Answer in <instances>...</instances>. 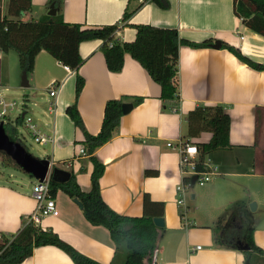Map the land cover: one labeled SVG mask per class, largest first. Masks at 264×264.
Wrapping results in <instances>:
<instances>
[{
	"label": "crops",
	"instance_id": "crops-1",
	"mask_svg": "<svg viewBox=\"0 0 264 264\" xmlns=\"http://www.w3.org/2000/svg\"><path fill=\"white\" fill-rule=\"evenodd\" d=\"M49 1L32 0L31 9L20 18L31 20L44 14H55L56 8ZM168 1V8L152 1L144 2L127 24L116 32L115 38L134 41L135 25L151 24L178 29L181 37L195 42L212 39L207 47H180L179 112L164 108L160 84L130 54L125 55L122 70L113 72L101 51L102 40H85L80 44L84 62L78 72L84 77L85 85L78 107L88 132L97 134L100 131L104 107L109 99L123 98L124 102L133 103L136 97L144 98L122 116L118 133L96 151L97 157L106 165L100 179L102 196L112 209L128 216L144 215L145 194L156 202L153 209L158 210L163 203L165 224L162 227L165 228L158 241L154 264H244L243 251L246 250L239 246H220L216 244L215 236L220 233L223 238L229 235L231 239L229 228L234 226L237 213L244 222L242 231L254 227L255 242L264 249V218L257 215L261 206L259 195L264 188V69L242 61L224 48L223 42L240 48L253 61L264 64V36L252 31L236 16L234 0ZM142 2L63 0V14L65 21L70 23L101 26L118 22L125 11L134 10ZM2 15H5V10H2ZM216 40L222 41L220 48L213 47ZM10 56L11 51L5 54L0 50V86H5V90H8L11 80ZM76 75V71L60 63L48 51L41 50L36 57L34 71L28 75L27 88L31 94L25 97L29 101L33 95L37 96L34 101L36 108L30 112L27 106L23 112L32 116L43 133L53 137L43 147L42 158H37L72 170L82 190L89 192L94 165L88 155L79 154L85 134L66 112L76 100ZM54 83L60 87L56 95L51 96L49 88ZM0 99L11 102L1 94ZM200 103L224 104L232 122L231 147L207 154L214 159L209 161L219 168L217 176L223 177L228 173V178L211 183L200 192H196L193 189L195 183L192 184L187 199L189 209V200L218 199L215 209L225 207L228 214L224 217L219 214L216 220L198 223L188 214L185 218L180 214L177 203V186L182 180L180 154L168 147L167 142L172 140L178 144L180 140H187L185 117ZM17 116L7 113L3 120H14ZM211 137V132H202L193 138V142H208ZM221 152L232 157L231 164L219 159ZM225 166L232 167V172L223 171ZM2 176L0 233L12 234L20 229L22 217L31 216L36 210L37 201L32 189L37 178L29 174L32 180L16 181L13 173L8 177L5 175L6 178ZM75 199L58 190L55 200L59 214L45 216L37 224L43 229L53 230L79 252L102 264H123L122 258L114 257L115 244L108 228L92 224ZM254 201L256 206L250 208ZM198 208L197 205L194 207ZM220 219L223 227L228 228L217 229L216 223ZM233 238L238 239L237 235ZM198 245L201 248H197ZM20 264L76 263L58 246L42 245L35 247L33 254Z\"/></svg>",
	"mask_w": 264,
	"mask_h": 264
},
{
	"label": "trees",
	"instance_id": "trees-1",
	"mask_svg": "<svg viewBox=\"0 0 264 264\" xmlns=\"http://www.w3.org/2000/svg\"><path fill=\"white\" fill-rule=\"evenodd\" d=\"M152 1L162 8H168V0H143L132 11H125L123 17L114 24L101 26H84L80 23L65 21L63 14V0H50L56 8L53 15L44 14L39 19L22 20L21 15L30 10L32 0H8L7 15H2L0 0V50L3 53L16 51L19 55L23 71L30 75L34 71L36 57L41 50L48 51L60 63L76 71V100L68 106L67 114L74 121L76 127L85 134L84 145L87 155L93 163L91 174L92 189L89 192L82 190L77 176L71 171L70 178L61 182L51 178L50 190L52 196L62 190L69 196L78 199L82 204L85 217L94 225L108 228L115 244V258H122L123 264H154L158 241L165 227H158L155 217L164 216L163 203L158 210L152 206L148 194L144 196V215L128 216L112 209L103 199L100 179L106 165L97 155V149L110 141L119 131L120 121L125 114L123 111V98L109 99L104 107L102 127L97 134L87 131L84 120L78 107V99L85 85L84 77L78 72L84 62L80 54V44L85 40H102L103 52L109 70L118 72L124 65V57L128 53L138 60L149 72L152 78L161 86V100L164 108L179 112L181 104L180 84L178 79L179 55L182 45L192 47H207L212 39L195 42L180 36L178 29L158 27L151 24H137L136 38L134 41H120L115 38L116 32L127 24L130 17L144 2ZM234 12L242 23L264 36V0H234ZM12 17V18H11ZM14 17V18H13ZM223 47L233 52L239 59L254 68L264 69V64L253 61L245 55L240 48L223 42ZM144 100L136 97L133 105L136 106ZM19 114L14 120H2L9 137L27 147L18 134V126L24 123L25 118ZM188 125L187 140L200 136L202 132H211L212 137L208 142L196 143L200 150V160L204 161L207 154L222 148L231 147L230 129L231 116L224 104L206 105L198 104L189 111L185 117ZM0 161L6 166L22 167L4 150H0ZM203 168V167H201ZM84 169L82 168L81 171ZM236 215L234 226L230 227L229 235L223 238L220 233L215 236L216 244L227 248H238V240L250 246V250L243 251L244 264H264V249L258 246L254 239V227L243 230ZM218 230L228 228L222 225L221 219L217 221ZM235 228V229H234ZM220 232V231H219ZM237 235L238 239H234ZM42 245H56L74 260L76 264H102L83 253L72 245L62 240L51 229H43L31 216H23L20 229L16 233H0V264H20L33 254L35 247ZM113 264V263H111Z\"/></svg>",
	"mask_w": 264,
	"mask_h": 264
},
{
	"label": "built area",
	"instance_id": "built-area-1",
	"mask_svg": "<svg viewBox=\"0 0 264 264\" xmlns=\"http://www.w3.org/2000/svg\"><path fill=\"white\" fill-rule=\"evenodd\" d=\"M59 85L56 83L52 84L49 88V93L51 96H55ZM16 101L5 102L0 99V105L3 108L0 110V117H5L9 109H13L16 106ZM25 123L32 133L35 141L41 144H46L52 141L53 137L51 135L43 133L38 125L34 122L32 116L25 115ZM167 146L177 150L180 154V172L182 180L177 186V203L180 207V214L182 217H186L187 213V199L189 195L190 188L192 184L198 183L200 185H205L207 182L211 181L213 177L220 174L219 168L213 165L209 160H200V150L197 144L191 140H180L178 144L174 141L169 140ZM80 155H87L86 146L79 147ZM71 163L68 164L70 166ZM55 163L50 162V169L43 180L37 179L33 185V197L37 201V207L35 212L31 215V218L38 223L40 219L48 215H58L59 209L55 198L51 194L50 181L52 178V168ZM203 167V168H201ZM197 248H201L198 245Z\"/></svg>",
	"mask_w": 264,
	"mask_h": 264
},
{
	"label": "rangeland",
	"instance_id": "rangeland-1",
	"mask_svg": "<svg viewBox=\"0 0 264 264\" xmlns=\"http://www.w3.org/2000/svg\"><path fill=\"white\" fill-rule=\"evenodd\" d=\"M7 4H8V1L4 0V3L1 6V10H5V15L7 13L6 12L7 11V9H6ZM9 66H11V80L9 81V88H8V90H5L6 89L5 86H0V92H1L0 94L4 95V97L7 101H16L17 104H16L14 109H11L8 111V114H10L11 116L19 115L23 112L24 108H26L27 106L30 107V112L33 111L36 108V106L34 105V101L37 99V96L33 95L32 100H29V101L26 100V98H25L26 94H31V93H30V89L22 86V84H23V69L21 68L19 55L16 51H13V50L11 51L10 65ZM2 108H3V106L0 105V110ZM3 118L4 117H0V121H2ZM18 134H19V137L21 138V140L23 141V143L25 144V146L27 147V150L31 154H33L36 157L42 156V149L45 146V144H41V143H38L37 141H35L32 133L30 132L29 128L26 126L25 120H24V123H22L21 125L18 126ZM263 142H264V138H263ZM263 146H264V144H263ZM263 152H264V148H263ZM222 153H225V152L220 153L219 159L223 160L224 162L229 161V164H231L232 163V157L230 155L228 156L227 154H222ZM207 159L208 160H214L209 156L207 157ZM213 162L218 164L216 161H213ZM218 165H220V164H218ZM223 171H225L226 173L232 172V167L225 166V167H223ZM10 173H13L14 180H16V181H20L22 179H24L25 181L33 179L23 169L16 168L13 166H6L0 161V175H3L2 177L6 178V176L8 177V175ZM227 175H228V173H227ZM227 175H225L223 177H221V176L220 177L219 176L213 177L212 180L207 182L205 185H200L198 183H195V185L193 186V189L196 192H200L203 189H205L209 184L214 183L216 181H219L223 178L226 179ZM0 180H3V179H0ZM4 181H6V180H4ZM261 191H263L261 193V195H259V200H261V206L259 207V210L257 209L258 211L257 210H255V211H257V215L261 214V215H263V218H264V188ZM260 197H263V199ZM218 201H219L218 199L211 200L209 198H205L201 202L198 200L191 202L189 200L188 203H189V205H191V207H190V209H189V207L187 208L186 216L188 214L189 217L195 218V220L198 223L200 221L208 222L209 220H216L218 218L219 214H223V217L227 216L228 211L224 210L225 207H223L221 210L215 209L216 202H218ZM198 203H199V205H198ZM196 205L199 206V208L197 210L194 209V207ZM250 208H251V204H250ZM239 218L240 219H239L238 223L240 224V223H242L243 220H242V217H239Z\"/></svg>",
	"mask_w": 264,
	"mask_h": 264
},
{
	"label": "water",
	"instance_id": "water-1",
	"mask_svg": "<svg viewBox=\"0 0 264 264\" xmlns=\"http://www.w3.org/2000/svg\"><path fill=\"white\" fill-rule=\"evenodd\" d=\"M213 47L220 48L222 46L221 40H216L213 44ZM22 86L28 87L29 80L27 71H23V84ZM133 107V103L124 102L123 103V111L124 113H128ZM26 115L23 112L22 116ZM0 150L6 151L21 167L24 171L33 175L35 178L43 180L49 169L50 162L45 159H38L33 154H31L21 143L12 140L7 134L4 122H0ZM52 177L55 180H59L61 182L67 181L71 176V171L54 166L51 171ZM80 205L81 202L78 199H75ZM256 206V203L251 205L252 208ZM154 222L158 227H162L165 224L163 217H155ZM239 248L242 250H249L250 246L248 244H243L239 241Z\"/></svg>",
	"mask_w": 264,
	"mask_h": 264
}]
</instances>
